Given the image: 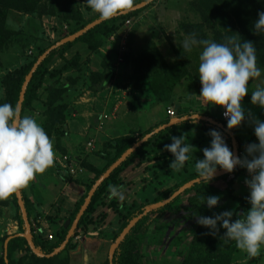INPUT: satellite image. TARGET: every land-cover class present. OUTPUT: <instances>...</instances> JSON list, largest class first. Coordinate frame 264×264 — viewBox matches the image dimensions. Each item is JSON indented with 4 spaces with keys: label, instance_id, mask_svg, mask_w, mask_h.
I'll return each instance as SVG.
<instances>
[{
    "label": "trees",
    "instance_id": "trees-1",
    "mask_svg": "<svg viewBox=\"0 0 264 264\" xmlns=\"http://www.w3.org/2000/svg\"><path fill=\"white\" fill-rule=\"evenodd\" d=\"M146 1L148 0H137V6ZM155 1L157 0H153L152 4ZM84 2L85 0H0V46L4 45V42H2L3 38L8 41L11 36V33L5 29V22L10 11L39 20L52 17L61 23H72L74 24V28L68 34V36H71L98 20L97 15L90 20L85 19V16L81 12V8L84 7V9L87 10L88 8ZM147 7L148 5L125 15L106 20L90 29L77 40L52 51L36 69L27 85L22 101L21 115H30L35 118L43 125L51 138L54 135H60L57 134V132L59 129L65 128L66 117L71 102L78 97L83 90L92 93L102 91L109 78L114 74V67L117 66V53L112 50L113 52H109V54H103L100 49L106 45L109 46V37L121 31L122 25L126 20L134 19ZM189 7L196 14L199 22L194 24L184 23L181 25V30L186 35L195 34L197 39H211L221 43L228 39L239 40L240 38L242 41H251L255 44L257 50V66L260 69H264V31H254V22L258 19V13L264 11V0H192ZM65 38H67V36L61 38L57 42ZM54 44L55 43L42 49L39 48L36 56H34L31 61L23 65V67L18 69L15 73L4 76L2 80V86L4 87L6 95L4 103L17 105L26 76L36 60ZM76 45H82L86 49L88 55L90 54L100 59V72H92L89 77L86 78L84 72L86 69L84 66L86 65L87 59L83 60L81 54L78 52L74 53L71 57H66L67 53ZM198 48L200 49V47ZM124 57H126V54ZM57 59L62 62L61 65L50 69L51 64ZM134 69L136 78L142 81L146 80L149 86L151 85L150 82L155 79H159L166 84L169 92L165 93V98L173 105L172 108L175 113L173 119H181L193 115L190 114V110L194 107L192 106L193 103L188 107H183L181 104L176 105L175 102L171 100L172 97L169 96L170 92H173L174 88L184 81H188L191 85L196 87L199 85L201 86L198 77L189 78L188 75L185 76L184 73L187 72L183 65H168L157 47L151 46L142 57L137 60ZM179 70L183 71V73L179 72ZM71 72L76 73V75L64 77V74ZM151 78L153 79L151 80ZM150 91L153 92V89H149V92ZM41 94L44 96L42 97ZM215 108L218 109L219 107L216 106ZM208 109L211 110L212 113L209 112V114H206L197 111L196 115L213 119L217 123L223 125L220 118V108L217 111L214 109V112L210 107H208ZM166 117V119L137 135H125L106 142L103 149L104 153L102 152V156H104L106 162L100 170L80 162L83 174L74 178L66 171H63L59 166H56L58 174L61 170L64 172V174L62 173L63 180L77 183L82 186L84 192L82 197L75 204L73 212L70 214L69 218L64 221L63 225L60 228H53L51 240L45 239L41 235H36L32 226V221L34 222L38 219V216L41 215L36 213L35 205L28 198L26 193L27 187L20 190L30 223L34 246L42 255L46 256L51 254L57 250L64 241L74 218L96 180L135 143L159 127L171 122V118L168 115H166ZM257 118L264 121V109L258 112ZM243 125H245V123ZM223 127L226 128L225 126ZM211 130L219 131L232 151L229 135L221 128L205 120H198L195 123L194 121L192 122L191 119H188L152 135L128 156L100 185L92 196L86 212L80 219L77 229L66 247L59 254L51 258L37 257L28 247L24 237L25 227L15 194L6 200L0 201V209H14V214L11 219L17 223L18 228L17 233L0 237V264H69L68 253L70 250L74 249V241L78 234L81 232L87 234L90 230L89 227L92 226L94 228L99 222V219L102 220V222L104 221V215L97 220L98 222H96L93 215L97 207L102 204L105 196L108 195L109 187L111 185L118 186L120 184V176L130 167L143 163L150 165L152 162H155L150 165L152 168H155L158 164V156H161L160 158L164 160L162 165H170L174 157L171 153L164 150L165 145L171 144V137L185 135L186 142L191 143L197 151L194 150L193 158L191 161H188L182 169L185 174L182 180L167 187L165 190L158 193L152 201L143 205L134 207L125 205L122 209L123 211L118 210L116 199H113L108 205V207L113 210L114 214L118 215L121 221L118 229H116L110 237L112 242H114L122 230L148 207L167 200L183 185L198 179L195 169H191L195 168V159H203V149L210 147L211 137L209 132ZM230 131L236 138L237 147H239L241 141L248 140L255 135L254 129L250 123L248 127H239ZM64 153H67L66 155L69 156L67 151ZM167 157L169 159L168 162L165 160ZM55 164L54 162L53 166H55ZM88 170H90V172ZM42 175L43 173L37 174L35 178L40 179ZM240 177L239 170L235 168L232 173L214 178V180L207 185L202 182L195 183L169 204L148 213L130 230L122 242L116 247L113 264H145L143 254L145 245H151L154 242L161 244L164 238V232L170 230L176 223L182 222H184V224L188 222L187 230L193 231L188 243L177 253L178 256L181 257L180 264H235L237 254L239 253V248L236 247L235 242L222 238L224 235V230L222 228H220L217 235L209 234V229L197 224L195 214L199 213L204 216H213L214 214L227 211L231 202L233 206L231 211L236 214L233 216V219L246 213L251 207L250 204L242 199L243 196H241L240 199L236 197L233 191V185L236 184ZM216 183H222L223 188L216 187ZM28 186L32 191L33 197L39 199V185L32 181ZM211 195L220 196L221 199L216 208L209 210L206 204H202V198L203 196L208 197ZM183 197L186 198L185 204L182 203ZM165 214H169L172 217L171 221L163 225L160 224L159 221ZM47 220L51 222L52 219L48 217ZM189 225L190 228H188ZM93 228L91 230H93ZM170 240L171 241L168 243L169 245L182 244L181 241H176L179 240V237H173V239L170 237ZM258 256L260 257L262 254ZM258 256L251 258V261L254 262Z\"/></svg>",
    "mask_w": 264,
    "mask_h": 264
},
{
    "label": "rangeland",
    "instance_id": "rangeland-1",
    "mask_svg": "<svg viewBox=\"0 0 264 264\" xmlns=\"http://www.w3.org/2000/svg\"><path fill=\"white\" fill-rule=\"evenodd\" d=\"M191 1L192 0H157L153 4L151 1L147 4L148 7L140 14L141 16L139 17L138 24L135 28L134 19H129L132 23L128 27L124 26L125 22L123 23L120 31L121 34H119L126 36V57H124L121 65L114 67V74L109 78L102 91L92 93L83 90L78 97L71 102L66 117L67 123L65 128L63 127L61 130H58L57 134H60L57 135L58 138L56 135L52 136L56 152L55 163L56 160L61 159L67 154L64 153L67 151V144L69 150L71 149L68 151L71 158H79L81 160L78 159L79 163L82 162L84 165L86 164L100 170L106 162L104 156H102L106 142L125 135H137L143 132L144 129H147V127H150L152 123L144 120L145 115L143 113L145 110H147V113H153V123L157 122L156 120L160 117L165 119L164 117L167 115L168 109L173 110L170 106L171 103L165 98V93L169 92L166 84L159 79H155L150 82L151 85L149 86V83L146 80L142 81L136 78L134 67L136 66L137 60L142 57L151 46H155L160 51L168 65L175 66L181 64L187 72L184 73L185 76L188 75L189 78L199 77L198 57L202 49L193 47L191 52H185L182 48V43L188 35L181 30V25L184 23L194 24L199 22L198 17L189 7ZM81 12L86 20H90L97 15L90 9H84V7L81 8ZM73 28L74 24L61 23L52 17L39 20L14 11L9 12L5 22V29L11 33V36L8 41L3 38L2 42H4V45L0 46V103H4L6 97L4 87L2 86L4 76L15 73L18 69L23 67V65L31 61V59L36 56L39 48L42 49L48 45L57 43L58 40L65 36L68 37L69 32ZM119 39H121V37ZM114 46H116V43L110 47L106 45L101 49V53L109 54V52H113L112 49ZM76 52L81 54L83 60L87 59L86 65L84 66L86 69V71H84L86 78H88L92 72L101 71L100 59H97L93 55H88L86 49L82 45L74 46L67 53L66 57H71ZM61 63L62 62L59 59L55 60L51 64L50 69L58 67ZM261 70L262 76L249 82V93L242 101V106L246 113L250 112L255 119H258V112L261 108L251 103V92L257 87H264V69ZM179 72L183 73L181 70H179ZM69 75L75 76L76 73H66L64 74V77ZM152 79L153 78H151V80ZM182 84L189 91V95L182 101L186 104L183 107H188L194 102L196 104L195 110L198 112L201 111L206 113L208 107L213 110L215 109L216 111L219 109L215 108L216 106L207 105L206 102L197 97L201 91L200 85L196 87L191 85L188 81H184ZM182 84L179 85L182 86ZM177 87L174 88L173 92H170L169 96L172 97V101L179 99L176 94ZM149 89H153V92H149ZM41 96L43 97L44 95L41 94ZM136 112H138V118H136ZM102 116L103 118H101ZM104 116H107L108 118L104 120ZM72 123L78 125L76 131H78V134H81L79 137L73 136L75 141L73 142V148H71L68 141L64 140V138L66 139L68 132L70 131L71 133L73 130L71 126ZM130 123H133L131 129L126 127L127 125H130ZM100 124H102V126H100L101 128H108L106 132H108L109 135L103 137L99 136L101 133H95L98 137H96L95 140L96 144H94V150L83 153L86 141L89 139V136H86L84 128L87 127L89 130H92L93 128L94 130H99L97 127H99L98 125ZM119 124H122V129H125L126 132L127 130L130 132L128 134H119V132H116L115 129H119ZM243 124L240 127H248L249 125L248 122H245V125ZM160 157L161 156H158V164L155 168L147 165V163L138 164L128 168L120 176V184L118 186H122L123 198L112 197L108 189V195L105 196L102 204L97 207V210L93 215L96 222H98L97 220L102 215L105 216V219L103 222L99 219V222L94 228L92 226L89 227V231L95 232L97 236L101 233H108L111 237L115 232L114 230L118 229L121 221L118 215L114 214L113 210L108 207L113 199L117 200L118 210L121 211H123L122 209L125 205L130 207L143 205L152 201L158 193L185 177L182 170L177 172L171 170L167 164L162 165L164 160ZM165 160L168 162V157ZM54 168L56 169V166H52L50 170H54ZM194 169L195 168L191 170ZM88 171L90 172V170ZM182 203H186L185 197L182 198ZM232 207L231 202L227 211L228 209L231 210ZM13 214V208L0 209V237L6 235L8 232L7 230L12 229L11 218L13 217ZM171 217V215L165 214L160 218V224L164 225L166 222L171 221ZM183 223L184 222L176 223L174 231L175 233H177V231L181 233L179 240L176 241H181V245H186L193 230H187L188 222H186L187 224ZM182 226L184 228L183 231H179ZM92 228L93 230H91ZM188 228H190V225ZM167 232H169V230L166 231L165 235L168 234ZM50 234L53 235L52 232ZM85 235L86 234L83 232L78 234V236L81 237ZM174 235L175 234H172L171 237ZM158 245H169L167 238H165V240L163 238L161 244ZM164 248L165 247L162 248L163 251ZM263 252L264 249L261 250V253ZM171 264H176V262L172 261ZM259 264H264V259H262Z\"/></svg>",
    "mask_w": 264,
    "mask_h": 264
},
{
    "label": "clouds",
    "instance_id": "clouds-1",
    "mask_svg": "<svg viewBox=\"0 0 264 264\" xmlns=\"http://www.w3.org/2000/svg\"><path fill=\"white\" fill-rule=\"evenodd\" d=\"M84 4L97 14L98 19L110 20L133 10L137 0H85ZM254 31H264V11L258 13ZM193 47L202 49L198 57L201 91L197 97L207 105L225 109L223 114L227 118L228 130L250 123L258 141L247 145L246 155L241 158L234 155L219 131L209 132L210 147L203 149V159H195L198 182L211 183L218 170L232 173L237 167L244 168L250 176L245 184L249 189L248 203L251 207L236 219H233L236 214L231 210L213 216L198 213L195 214L197 224L209 229L211 235H217L222 228L223 239L235 242L236 247L249 256H258L264 249V121L253 118L242 106L249 93V82L262 76V70L257 66V50L253 42L242 41L241 38L221 43L197 39L195 34H189L182 48L191 52ZM251 103L264 109V87L251 92ZM189 118L196 123L200 115L186 116L176 123ZM171 140L164 150L174 157L170 169L179 172L193 158L196 149L186 142L185 135L171 137ZM55 158L54 141L43 125L30 115H21L18 104L0 103V200L8 199L27 187L37 174L54 165ZM109 191L112 197L123 198L122 186L111 185ZM220 199L217 195L203 196L202 204L211 210L218 206ZM81 264H91L88 251L83 252Z\"/></svg>",
    "mask_w": 264,
    "mask_h": 264
},
{
    "label": "crops",
    "instance_id": "crops-1",
    "mask_svg": "<svg viewBox=\"0 0 264 264\" xmlns=\"http://www.w3.org/2000/svg\"><path fill=\"white\" fill-rule=\"evenodd\" d=\"M142 12H140L137 15V17L134 18V23H135L134 28L137 26L139 17L141 16L140 14ZM188 93L189 91L183 84L182 86L179 85L176 88V94L178 95L179 99L176 101L173 100L175 104L176 105L181 104V106L186 105L182 101L184 100V98H186L189 95ZM195 105L196 104L193 102L192 106L194 107L192 110H190V114H193L191 117L197 116ZM170 106L173 107V105H170ZM212 111L214 112L213 109ZM209 112H211V110L207 108L206 113L209 114ZM136 113H137L136 118H138L137 117L138 112ZM143 114L145 115L144 120L152 123L150 127L164 120L162 117H160L156 120L157 122L153 123L154 116L152 112L147 113V110H145ZM101 118H103V116ZM164 118L165 119L167 118L166 115ZM173 120H177V119L171 118V121ZM76 123L71 124L73 130L71 133L70 131L68 132L66 139L64 138L65 141H68L71 148L74 147L73 142H75L73 139V136L79 137V135H81V134H78V131H76V129L78 128V125ZM132 124L133 123H130V125H127L126 127L131 129V127H133ZM98 126L99 127L97 128L99 130L97 129L94 130V128L92 130H89L87 127L84 128L85 129L84 131L86 132V136H89V139L87 141H93V143L96 144L95 140H96V137H98V135H96L95 133H101L99 136H103V137L109 135L108 132H106L108 128L105 127L103 129L100 127V125ZM150 127H147V129ZM147 129H144L143 131ZM115 130L116 132H119V134H128L130 132L128 130L126 132L125 129H122V124H119V129H115ZM66 147L65 148L67 152L71 150V149L69 150L68 148L69 146H67V144H66ZM84 152L86 153L85 148H84L83 153ZM69 156L71 155L69 154ZM154 163L155 162H152L151 164H154ZM55 166H58V165L56 164ZM60 173L58 174V171H56V169L50 170L49 168L46 172L43 173V175L41 176L42 178L40 179L34 178L33 182L39 185L38 186V191H40L39 199H36L35 197H33L32 191L29 186H27L26 188V193L28 195V198L35 205L36 213L41 215V216H38L37 220H35L34 222L32 221L33 229L36 235H41L43 236V238H45L48 234H50L54 227L60 228L63 225L64 221H66L69 218L70 214L73 212L75 208V204L77 203V201H79V199L82 197L83 192H84L82 186L78 185L77 183H74V182L69 183L63 180L62 173L64 174V172L61 170ZM215 186L219 188H223L222 183H216ZM233 191H234V195H236V197H238L239 199L241 198V196L244 197L245 195L244 190L241 187H239L237 184L233 185ZM68 205L71 207H69ZM48 217L52 219L51 222L47 220ZM17 229H18L17 223L12 220V229L7 230L8 232L6 235L10 236V235L17 233ZM183 229L184 228L182 226L181 229L180 230L178 229V230L183 231ZM173 231H174V227H172L169 230V232H167L168 233L167 235H165L166 232H164L163 234V236H166L164 237V240L165 238H167L168 243L169 241H171L170 237L172 236V234H175L173 237L175 236L180 237L181 233H179L178 231L177 233H175V231L173 233ZM74 242H75L74 249L70 250L68 253L69 264H81V256L84 251H88L90 253L91 264H107L108 259H109V251L113 243L108 233L107 234L101 233L99 236H97L95 232L88 231L87 234L83 237L77 236ZM154 244H157V243L154 242L153 245L152 244L145 245V249L143 251L145 264H171L172 261L176 262V264H180L181 257H179L177 253L181 248H184L185 245H158V244L154 245ZM163 247H165L164 248L165 252L162 250ZM261 254L262 256L260 257L258 256V258L254 262H252L251 258L255 256H249L245 251L239 249V253L237 254L235 264H259L260 261L264 259V252Z\"/></svg>",
    "mask_w": 264,
    "mask_h": 264
},
{
    "label": "water",
    "instance_id": "water-1",
    "mask_svg": "<svg viewBox=\"0 0 264 264\" xmlns=\"http://www.w3.org/2000/svg\"><path fill=\"white\" fill-rule=\"evenodd\" d=\"M153 0H148L144 3L139 4L138 6H136L133 10L128 11L127 13L131 12V11H135L137 9H141L144 6H146L148 3H150ZM126 13V14H127ZM125 15V14H123ZM120 16V15H119ZM106 20H96L94 22H92L91 24L87 25L84 29H82L81 31H79L78 33L68 36L67 38L55 43L54 45H52L50 48H48L34 63L33 67L31 68L30 72L28 73V75L26 76L24 83L22 85L20 94H19V99L17 104L20 106V108L22 107V101L26 92V88L27 85L29 84L34 72L36 71V69L39 67V65L45 60V58L55 49L64 46L68 43H71L75 40H77L78 38H80L81 36H83L86 32H88L90 29L94 28L95 26H97L98 24L104 22ZM195 117V116H194ZM184 118L181 119H177V120H173L171 122H169L167 125L172 126L174 124H177V121H181ZM191 119V118H189ZM198 120H205L210 124H213L219 128H221L225 133H227L231 139V146H232V152L234 153V155L237 156V141L236 138L234 137V135L231 133L230 130L226 129L223 127L222 124L217 123L216 121H214L213 119H209V118H205V117H201ZM171 124V125H170ZM166 125L159 127L158 129H156L155 131H153L152 133L146 135L145 137H143L140 141H138L137 143H135L130 149H128L116 162H114L106 171L105 173L100 176L96 182L94 183V185L92 186V188L90 189V191L88 192L80 210L78 211L76 217L74 218L67 234L66 237L64 239V241L61 243V245L58 247L57 250H55L54 252H52L49 255H42L34 246L33 240H32V232H31V227H30V223L25 211V207H24V203L22 200V196L20 191H18L17 193H15V197L17 200V204L18 207L20 209V213L22 216V220L24 223V227H25V240L28 244V247L30 248L31 252L40 258H51L57 254H59L67 245V243L69 242V240L71 239V237L73 236L74 232L77 229V226L79 224L80 219L82 218V216L84 215V213L86 212L92 196L94 195V193L96 192V190L100 187V185L112 174V172L114 170H116L125 160L128 156H130L138 147H140L144 142H146L152 135L158 133L159 131L167 128L165 127ZM168 126V127H169ZM228 174L227 172L224 171H218L217 175L215 176V178L221 177L223 175ZM195 183H198V179L192 180L190 182H188L187 184L183 185L180 189H178L171 197H169L167 200L161 202V203H157L154 204L150 207H148L142 214H140L139 216H137L136 218H134L120 233V235L117 237V239L112 243V246L110 248L109 251V259H108V264H113V257H114V252L116 247L122 242V240L126 237V235L130 232V230L144 217L146 216L148 213L157 210L161 207H164L165 205L169 204L172 200H174L177 196L181 195L185 190L189 189L192 185H194Z\"/></svg>",
    "mask_w": 264,
    "mask_h": 264
},
{
    "label": "built area",
    "instance_id": "built-area-1",
    "mask_svg": "<svg viewBox=\"0 0 264 264\" xmlns=\"http://www.w3.org/2000/svg\"><path fill=\"white\" fill-rule=\"evenodd\" d=\"M131 23H132L131 20H126L124 23V26L128 27L131 25ZM119 33H120V31L112 34L108 40L109 47L111 45H113L114 43H116V46H114L115 49L113 48L112 50H114L117 53V60H116L117 65L123 62L124 55L126 54V51H127V46H126V42H125L126 36H122V35H120L121 33L120 34ZM120 37H121V39H119ZM224 111H225V109L220 108V118L223 122V126H225L227 129V118H225V116L223 114ZM167 115L170 118L175 117V113L171 109L167 110ZM107 118H108L107 116H104V120ZM100 126H102V124H100ZM251 143H258L255 135L252 138H249L248 140H244V141L240 142L239 147H237V156L243 158L246 155L245 149H246L247 145H249ZM85 149H86V151L94 150L93 141H88L86 143ZM56 164L63 171H66L69 175H71L74 178L79 177L81 174H83V169L81 168L79 161L75 158H71L68 155H64L61 159L56 160ZM236 169L239 170L240 175H241L240 179L236 182V184L244 190L245 195H244L243 199L246 202H248L249 189H248L247 185L245 184V180L250 179V176H249L246 169L239 168V167H237ZM45 239L51 240L52 234H48L45 237Z\"/></svg>",
    "mask_w": 264,
    "mask_h": 264
}]
</instances>
